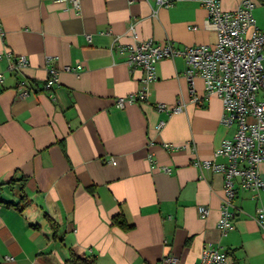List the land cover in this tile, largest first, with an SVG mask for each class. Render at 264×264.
I'll return each mask as SVG.
<instances>
[{
  "label": "crops",
  "instance_id": "crops-1",
  "mask_svg": "<svg viewBox=\"0 0 264 264\" xmlns=\"http://www.w3.org/2000/svg\"><path fill=\"white\" fill-rule=\"evenodd\" d=\"M219 1L228 10L240 2ZM252 13L264 29V0ZM206 19L195 0H80L79 11L69 0H0V264H64L71 251L97 264H193L207 242L227 264H264V230L254 218L264 211V188L237 189L232 228L217 227L223 175L196 162H223L214 151L233 127L199 76L192 85L202 98L191 100L183 57L156 62L146 101L115 104L142 75L117 44H212ZM8 50L24 54L27 66L10 70ZM48 56L58 70L50 90L42 88ZM22 77L32 91L20 97ZM177 101L179 112L156 109ZM258 168L264 181V161ZM171 254L177 261L165 262Z\"/></svg>",
  "mask_w": 264,
  "mask_h": 264
},
{
  "label": "built area",
  "instance_id": "built-area-1",
  "mask_svg": "<svg viewBox=\"0 0 264 264\" xmlns=\"http://www.w3.org/2000/svg\"><path fill=\"white\" fill-rule=\"evenodd\" d=\"M176 0H155L157 5L167 6ZM206 10L207 26L215 32L216 39L212 44H190L176 46L171 39L154 41L151 38L138 40L133 43L117 44L123 52L129 67H140L142 75L138 89L126 95L115 98L118 107L125 103H141L147 100L149 85L156 79V62L162 58L174 56L183 57L186 67L183 71L188 81V91L193 102L198 103L201 96L195 93L192 78L199 76L203 79L206 94L215 93L222 103L221 122L232 126L229 137L221 140L214 155L225 160L217 162L205 159L196 164L203 165L223 175L222 198L217 227L222 234L232 228L235 215L233 203L237 189L257 193L264 188L258 164L264 161V29L255 25L253 7L255 0H240L235 9H224L219 0H195ZM76 11L80 9V0H69ZM1 31V27H0ZM89 39V35H86ZM9 69L20 71L28 64L24 54L6 52ZM53 57H46L48 64L47 76L42 84L43 89L50 90L58 82V70L50 63ZM78 63L74 67L64 66V70L77 71L81 68ZM4 73L0 72V82ZM16 92L20 97L32 91L29 79L22 77L16 82ZM157 110L167 113L179 112L182 103L177 101L172 106L164 103L156 104ZM164 121H158L160 128ZM167 149L178 148L173 143H164ZM152 159L151 156L148 158ZM166 170V168L164 167ZM201 216L208 213V208L199 206ZM257 224L264 230V211H258L254 216ZM175 255H167L164 261L174 263ZM227 255L219 246L207 242L203 245L198 260L193 264H227Z\"/></svg>",
  "mask_w": 264,
  "mask_h": 264
},
{
  "label": "trees",
  "instance_id": "trees-1",
  "mask_svg": "<svg viewBox=\"0 0 264 264\" xmlns=\"http://www.w3.org/2000/svg\"><path fill=\"white\" fill-rule=\"evenodd\" d=\"M113 223H116L123 228L130 226L125 223V220L122 216L113 217ZM64 264H97V262L93 256L78 254L75 251H71Z\"/></svg>",
  "mask_w": 264,
  "mask_h": 264
}]
</instances>
